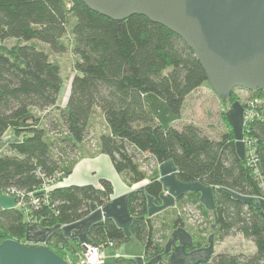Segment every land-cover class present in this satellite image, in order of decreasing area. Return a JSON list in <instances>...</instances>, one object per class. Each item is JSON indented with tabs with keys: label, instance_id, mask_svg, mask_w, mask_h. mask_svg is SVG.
Returning a JSON list of instances; mask_svg holds the SVG:
<instances>
[{
	"label": "trees",
	"instance_id": "obj_1",
	"mask_svg": "<svg viewBox=\"0 0 264 264\" xmlns=\"http://www.w3.org/2000/svg\"><path fill=\"white\" fill-rule=\"evenodd\" d=\"M66 34L76 57L75 73L66 103L59 107L62 78L48 51L65 52ZM202 86L210 89L193 52L179 36L144 16L114 21L79 0H0V140L7 132L18 139L0 152V194L15 189L23 197L22 208L0 207V242L28 245L27 220L42 228L69 225L89 214L90 203L102 207L109 202L113 188L106 179L97 185L58 184L71 173L76 162L71 158L88 152L83 143L99 124L100 130L90 136L94 154L107 156L129 187L147 180L127 196L130 233L142 246L144 262L163 253L157 240L164 225H186L183 209L194 207L205 221L198 193L179 197L168 222L165 215L147 216L148 197L159 205L163 192L158 175L142 167L151 160L171 161L179 182L211 189L216 243L240 235L255 248L250 255L217 253L197 264H264V212L253 202L263 197L264 123L252 119L242 126V137L253 145L254 166L247 163L242 143L238 153L225 111L218 112V138L193 122L177 127L186 98ZM247 93L264 96L261 90ZM232 94L217 97L222 107L236 104ZM43 186L49 187L46 192ZM11 196L17 204L19 196ZM87 238L101 251L129 241L110 218L90 225ZM44 246L63 260L83 252L59 229ZM114 263L136 264L123 256Z\"/></svg>",
	"mask_w": 264,
	"mask_h": 264
},
{
	"label": "water",
	"instance_id": "obj_2",
	"mask_svg": "<svg viewBox=\"0 0 264 264\" xmlns=\"http://www.w3.org/2000/svg\"><path fill=\"white\" fill-rule=\"evenodd\" d=\"M114 21L141 15L187 45L216 97L264 91V0H79ZM0 264H67L44 245L0 242Z\"/></svg>",
	"mask_w": 264,
	"mask_h": 264
},
{
	"label": "crops",
	"instance_id": "obj_3",
	"mask_svg": "<svg viewBox=\"0 0 264 264\" xmlns=\"http://www.w3.org/2000/svg\"><path fill=\"white\" fill-rule=\"evenodd\" d=\"M235 116L238 119L237 114ZM226 117L229 120L228 112H226ZM5 135L0 140V152L4 151L9 143L18 141L10 132L7 136ZM236 148L238 153L241 154L242 145H237ZM84 149L88 150V152L84 153V155H81V152L76 154V162L71 173L67 176L66 181L59 185H97L99 179H106L110 181L113 188L109 202L102 207L97 206L95 203H90L89 214L84 219L69 225L42 228L38 222L27 220L24 237L26 244L44 245L49 234L59 229L63 236L70 241L76 240L81 246L91 245L93 243L87 238V231L90 225L105 218H110L129 237V241L118 249L109 247L103 249L101 251L103 264H107L108 260H113L118 256L132 258L136 264H156L158 262L166 264H197L208 261L217 253L245 254L243 249L247 241L240 235L227 237L220 243L215 242L214 200L209 187L203 186L198 182L188 184L179 182L176 178V169L171 161L155 164L148 160L146 163L149 166L147 171L148 173L154 171L158 175L163 186V192L159 205H155L153 200L148 197L147 216L157 218L165 215L168 222L172 217L171 210L174 209L179 197L198 193V201L205 215V221L202 219L199 224L186 222L184 227L171 229L165 228L164 225L158 233L157 240L163 253L153 257L149 262H144L142 246L130 233L131 217L127 209V196L131 190L142 189L147 180L129 187L124 175L117 174L114 171L107 156L94 154L95 149L89 145H85ZM253 202L255 206L260 207L264 212L263 201L254 199ZM4 207L5 209L13 208L16 207V204L13 201ZM197 243H200L198 247H196ZM191 246L195 247L190 248ZM254 251L255 248L247 254L250 255Z\"/></svg>",
	"mask_w": 264,
	"mask_h": 264
},
{
	"label": "rangeland",
	"instance_id": "obj_4",
	"mask_svg": "<svg viewBox=\"0 0 264 264\" xmlns=\"http://www.w3.org/2000/svg\"><path fill=\"white\" fill-rule=\"evenodd\" d=\"M63 42L67 46V50L63 53H51L48 51L50 58L53 62H55L60 68V76L62 78V87L58 94L57 105L59 107H64L66 103V99L69 93L70 80L74 75V62L76 61V57L72 54L70 50V36L65 35L63 38ZM233 97L236 98V104H233L230 108L222 107L218 98L213 94L211 89L206 86H202L201 88L194 91L191 95H189L185 100V106L182 113L181 120L177 123V127L183 126V124L187 122H193L200 127H203L209 136L212 138H218L219 133L221 131L220 119L218 112L225 111L228 112L229 115V124L232 131V135L235 139L236 145H239V142L242 143V113L240 112V107L243 106L247 99H249V95L243 89H235L233 91ZM251 98V97H250ZM233 113V115H232ZM237 114V117L235 116ZM100 122L99 119H96V123ZM99 124L95 125L90 131L89 138L84 141V145H94L93 137L91 135H95V132L100 130ZM9 134V132H7ZM6 133L5 136L8 134ZM240 140V141H239ZM71 160H75L72 159ZM143 169L147 171L149 168L148 164H142ZM148 172V171H147ZM67 177L63 178L61 182L66 181ZM259 200L264 202V197L258 198ZM13 202V198L10 194H0V207L5 209L8 203L11 204ZM188 210V209H187ZM200 214V212H199ZM201 216V214H200ZM185 218L187 222H193V224H199L201 217L194 219L192 221L188 220V215L185 212ZM247 244L244 245L243 252L245 254L249 253L250 250L254 249V246L251 241L246 240ZM62 252V250H59ZM101 251V249H100ZM64 254V253H63ZM68 257V256H65ZM115 259H111L107 261V264H115Z\"/></svg>",
	"mask_w": 264,
	"mask_h": 264
},
{
	"label": "built area",
	"instance_id": "obj_5",
	"mask_svg": "<svg viewBox=\"0 0 264 264\" xmlns=\"http://www.w3.org/2000/svg\"><path fill=\"white\" fill-rule=\"evenodd\" d=\"M245 92H247L245 90ZM243 112L241 116L242 120V126H244L247 122L250 120H258L264 123V96L257 97V98H249L246 100L245 104L242 106ZM242 144L244 147V157L247 160V163L250 166L255 165V161L253 160V154H254V149L253 145L250 139H247L245 137H241ZM257 171H255L256 174ZM259 177V174H256ZM260 188L263 193L264 197V179L260 176ZM49 187L43 186L41 189L42 192H46ZM7 194L10 195H16L17 197L19 196V202L16 204L18 208L23 207V202H22V194L18 193L15 189H8ZM30 197H32V194H29ZM31 203L33 205H36L37 202L36 200H32ZM26 211V208H24ZM188 209V210H187ZM184 214L188 215V220L192 221L194 219H197L198 217H201L199 214V211L196 210L194 207H186L183 209ZM202 220V217H201ZM193 223V222H190ZM201 223V221H200ZM83 252L80 256L76 258H70L66 257L65 261L67 264H103V260L101 257V251L100 247L98 245H83L82 246Z\"/></svg>",
	"mask_w": 264,
	"mask_h": 264
}]
</instances>
